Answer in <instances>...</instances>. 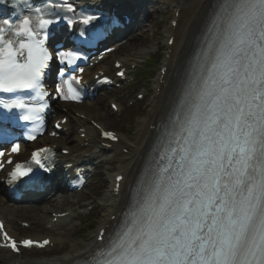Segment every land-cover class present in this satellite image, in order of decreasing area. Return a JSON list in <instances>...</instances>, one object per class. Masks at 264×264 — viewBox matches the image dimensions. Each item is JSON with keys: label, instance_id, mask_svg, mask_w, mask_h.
<instances>
[{"label": "snow or ice", "instance_id": "1", "mask_svg": "<svg viewBox=\"0 0 264 264\" xmlns=\"http://www.w3.org/2000/svg\"><path fill=\"white\" fill-rule=\"evenodd\" d=\"M48 6L74 11L71 4ZM33 11L36 15L15 24L0 20V93L35 91L45 100L49 93L41 81L52 56L44 43L48 27L59 21L46 18L39 7ZM9 31L23 37L18 47ZM60 57L69 66L81 59L72 52ZM58 75L64 76V69ZM73 81L80 83L71 76L55 86L57 99L79 100ZM3 107L27 109L22 119L30 121L48 104L32 107L14 100ZM103 135L115 139L111 132ZM170 137L167 164L140 186L134 209L98 264H264V0H221ZM19 152V144L11 146L12 154ZM47 152L31 153L44 172L50 169L41 154ZM31 173L17 163L11 175ZM0 238V247L14 253L50 243L17 241L2 223Z\"/></svg>", "mask_w": 264, "mask_h": 264}, {"label": "bare ground", "instance_id": "2", "mask_svg": "<svg viewBox=\"0 0 264 264\" xmlns=\"http://www.w3.org/2000/svg\"><path fill=\"white\" fill-rule=\"evenodd\" d=\"M214 1L215 0H159L161 5L166 7L169 6L174 10L172 15L173 19L165 29V34L168 35V39L166 40V54L169 56V59L163 57L159 64L161 71L163 68L167 69V74L164 78L160 71L152 81V88L147 90V96L151 97L150 107L147 109V117L141 123V128L133 138L130 140L123 139L118 145L108 148V143L103 142L98 137V134L96 133L97 130L95 127L89 126L88 121L94 120L105 129L113 116L110 113H102L98 104H95V106L87 105L82 111H80V114L84 115L87 120L79 122L81 127L78 131L83 128L86 129V140L81 139L79 134H77L76 136H70L68 140L64 138L61 140L49 141V143L53 145L65 146L69 148L70 151H73V155L67 158V161H69L70 164H75L86 170L88 173L91 168L94 169L97 167L101 159L111 160L112 158H118L125 161L119 169V174L125 176V180L122 183V192L120 195H117L114 190L112 191L110 204L113 203V205L108 206L105 214L106 217L103 215L100 218L102 224L101 229L110 224V215L112 213H117L118 210L115 209L116 206L114 207L115 202H121V210L119 214H123V211L130 200L132 186L138 182L139 176L143 173L144 167L151 159L150 150L158 138V128L164 122L168 114L172 112L178 96L184 89L182 87L184 81H181V78L187 68L188 60L193 54L192 52L195 47L196 39H198L209 18ZM176 13H179L178 19ZM174 21L177 22V28H174L173 26ZM149 27L152 29L153 34H151L152 31L146 29V26L144 29L141 28L140 31L143 30L137 37H133L124 47L120 46L117 52L112 55L114 63L116 61H121V63L124 64L127 68L129 77H132L135 74L131 70V67L139 66L154 50L152 47L149 48V45L153 44L154 33L155 30L159 28V25L152 27V24H150ZM171 37L175 39L173 47L169 46ZM88 79L89 78H87V80ZM110 98L117 99L114 94L110 95ZM120 108L121 112L122 105H120ZM71 115L72 114L70 113L65 116L71 117ZM68 127L69 126H66L65 128L70 130ZM72 132V130L68 131L70 135H72ZM125 151H128L129 154H124ZM143 178L144 177L141 178V181H143ZM106 187L109 189L111 188V185L106 184ZM112 188H114V180ZM64 190L66 189L64 188ZM4 197V187H0V207L5 213L13 212L15 217H23L30 212V217L34 218V221L38 224L42 222L41 220H43L44 217L46 218L49 211L63 207L66 205L64 203H67L66 198L62 204L59 202L54 203L51 200L44 202L45 205L43 206H36L34 209L29 210L19 209L17 207H7V204L3 202ZM33 229H35V225ZM112 229L113 228H111V230ZM70 231L71 232L66 231V233L63 234V240H69L67 237L71 236L75 232V229L73 228ZM42 234L53 236V233L42 232ZM53 238V241L56 244L60 243L56 237ZM97 246V241H92L89 246L84 248H80L76 245L64 256L58 258L54 257L55 259L52 258L51 260L40 261L37 263L75 264L93 252ZM6 257V253L4 255L0 253V258H4L7 264H12L13 261H19V264H30L29 261L23 260L22 258L15 260L13 258L7 259Z\"/></svg>", "mask_w": 264, "mask_h": 264}, {"label": "rangeland", "instance_id": "3", "mask_svg": "<svg viewBox=\"0 0 264 264\" xmlns=\"http://www.w3.org/2000/svg\"><path fill=\"white\" fill-rule=\"evenodd\" d=\"M155 9L156 11H158V15L156 16L154 15L152 19L150 20V22L152 23V27H156L157 25H160V27L162 28L158 29V31L155 34V38H154V40H156L154 42L155 49L152 51V54L149 57L143 60L140 66L141 69L139 71L137 83L134 86L135 89H138L139 86H145V85L150 87L154 77L159 73V70H160L159 64L161 62V58L163 57V53H165L164 51L165 48H164V45L162 44L164 42V35H163L164 29L167 26V24L170 23L174 10L169 9L168 7H162V6H156ZM146 29L149 31H152V29H150L149 26ZM151 34H153V31ZM139 94H140L139 90L134 93V96H133L134 102H131L130 99L124 102L125 111L123 112V115L122 116L115 115L113 118H111V121L109 122L108 126H106L107 129L114 130V131L118 130L122 132L124 134V135L122 134L124 138H127V139L128 137H133L137 133L140 127L139 125L141 124L144 118V115H145L144 113L146 112L145 106L149 104V101H150L148 98L142 104L133 106L132 104L135 103V101H137ZM124 95H125V92H124ZM117 96L120 99V101H122L123 95L117 94ZM99 107H100V110H102V113H104V111L111 112L108 103L105 105H99ZM100 174H102V176L100 175L99 180L97 181L96 179V182H98V184L95 185V183H92L88 187L86 192H84V196H83L84 199H89V198L95 199L96 195L98 196L102 195V197L104 198L106 197V193L104 192L105 187H102V184L106 183L107 176L112 177L113 173L108 168L102 167L100 169ZM64 209H60V211H64ZM98 215H99V212L95 211L92 217L89 219V221H86V222L82 221L81 225L78 222H75L74 226H76L77 230L75 231V234H73L74 235L73 238L70 239L71 244L73 245L78 244L79 246L81 244H86L88 241L91 240L93 236L92 235L93 229L94 228L96 229ZM5 216H7L8 219L12 217L9 214H6ZM19 219H20L19 220L20 222H28V223L31 222L32 223L34 221L33 218H30L28 216L21 217ZM93 223L95 224V227L91 225V227L88 228V225L93 224ZM15 228L23 232V229L20 228V225L15 224ZM24 233H27V232H24ZM37 234H39V232L34 231L32 234H29V236H35ZM67 249L70 250V247L68 246ZM28 258L30 259L31 258L32 259L44 258V256L36 257L33 255H28Z\"/></svg>", "mask_w": 264, "mask_h": 264}]
</instances>
